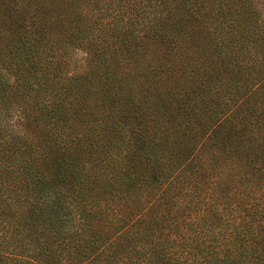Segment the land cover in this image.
Wrapping results in <instances>:
<instances>
[{
	"label": "trees",
	"instance_id": "obj_1",
	"mask_svg": "<svg viewBox=\"0 0 264 264\" xmlns=\"http://www.w3.org/2000/svg\"><path fill=\"white\" fill-rule=\"evenodd\" d=\"M0 264H264V0H0Z\"/></svg>",
	"mask_w": 264,
	"mask_h": 264
}]
</instances>
